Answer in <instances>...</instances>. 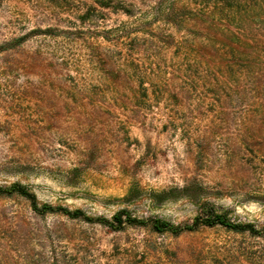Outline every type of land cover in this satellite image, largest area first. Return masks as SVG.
<instances>
[{
    "label": "rangeland",
    "instance_id": "obj_1",
    "mask_svg": "<svg viewBox=\"0 0 264 264\" xmlns=\"http://www.w3.org/2000/svg\"><path fill=\"white\" fill-rule=\"evenodd\" d=\"M14 183L148 224L0 198V264H264V235L149 225L208 203L264 227V0H0V187Z\"/></svg>",
    "mask_w": 264,
    "mask_h": 264
},
{
    "label": "trees",
    "instance_id": "obj_2",
    "mask_svg": "<svg viewBox=\"0 0 264 264\" xmlns=\"http://www.w3.org/2000/svg\"><path fill=\"white\" fill-rule=\"evenodd\" d=\"M104 6H110L109 3H105ZM122 8V7H120ZM116 7L115 10H120ZM124 12L127 15H131L132 12ZM25 37L21 38L18 42L21 44L25 41ZM13 196H19L28 201L32 211L39 216L46 215H63L71 220H81L88 223H96L105 227H108L112 231H121L125 224H139L146 226L148 222L132 219V217L125 211L119 212L114 215L112 221H107L101 218H90L87 217L81 210L71 211L66 207L52 206L49 204H41L37 196L29 190L26 186L20 183H14L10 186L0 187V198H11ZM127 216L126 221L123 220V216ZM152 230L157 234L170 233L174 236L182 235L185 232H194L201 227L213 228L215 226H222L235 233H250L253 236H263L264 227L261 230L255 229L251 224H235L231 222L226 215L217 213L208 203H202L199 206L198 215L194 218L192 224L189 225H174L170 222L155 219L150 222Z\"/></svg>",
    "mask_w": 264,
    "mask_h": 264
}]
</instances>
